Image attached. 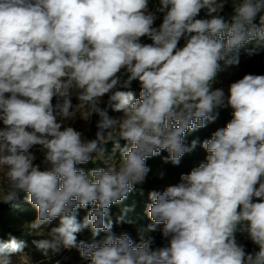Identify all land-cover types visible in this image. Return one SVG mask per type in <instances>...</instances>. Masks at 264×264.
<instances>
[{"label":"clouds","instance_id":"obj_1","mask_svg":"<svg viewBox=\"0 0 264 264\" xmlns=\"http://www.w3.org/2000/svg\"><path fill=\"white\" fill-rule=\"evenodd\" d=\"M228 3L159 0L153 11L149 0H0V202L25 193L32 232L58 221L32 241L45 257L75 248L90 264H264V75L246 74L227 93L213 87L241 49L264 52V0H231L226 18ZM225 108L231 121L201 144L206 162L148 193L140 243L117 236L110 206L145 182L146 159L166 151L178 165L197 146L185 133ZM82 109L91 113L82 119L98 117L94 139L69 124ZM108 142L118 159L105 156ZM95 160L105 166L77 167ZM80 209H90L82 222ZM129 211L116 223H133ZM160 225L167 244L153 248L145 234ZM85 229L91 240H78ZM25 247L0 239V264Z\"/></svg>","mask_w":264,"mask_h":264},{"label":"rangeland","instance_id":"obj_2","mask_svg":"<svg viewBox=\"0 0 264 264\" xmlns=\"http://www.w3.org/2000/svg\"><path fill=\"white\" fill-rule=\"evenodd\" d=\"M158 3L159 0H149L150 10L154 11ZM232 14H233V8H232L231 0H229V3L226 4L222 15L228 18ZM158 15L160 18L155 21V26L157 27L162 22V14H158ZM201 16H204L203 12H201ZM182 42L183 41H181V43ZM146 43H151V41L147 39ZM246 47H251V45H248ZM221 65L223 67V62H221ZM243 76L244 74L240 73L238 70L233 68V66H230L227 69L218 73L213 87L223 88L227 93L228 86L230 85V83L243 78ZM76 102L77 101L73 99V103L75 104ZM101 106L103 107L104 105ZM231 111H232L231 108L220 109L219 116L217 117V119L214 122H210V123L217 122L218 119L220 118V114H228ZM76 115L77 117L75 118L74 121H69L70 126H73L76 130L83 132L87 138L94 139L96 132L95 125L98 120V117L93 114L88 120L82 119L91 115V113L88 112L87 109H82ZM118 117L120 116H115L114 118H118ZM65 123H67V121H65ZM103 147L105 149L106 157L113 156L114 159L119 158V156L116 155L119 151H116L115 154L113 155V151L108 152L106 144ZM37 155H38V159L36 163H39L42 157H40L38 152ZM104 166L105 164L103 160H95L94 162L90 161L89 163L84 165H77L78 168H82L85 171H88L92 168L104 167ZM149 168H150V172L146 177L145 182L141 184L147 186L149 192L153 190L163 191L166 189V187L170 185H175L180 183V178L167 177L164 171L159 167L149 166ZM0 180H2V176H0ZM88 210L90 209L79 210L78 219L80 221L82 218H84L87 215ZM36 216H37V211L30 203L27 202L25 193H20L18 195V198L10 203L0 202V239L7 241L10 237H16L17 239H22L26 242V247L23 249V252L13 255L12 257L13 264H20L21 256L27 258L28 264H54L56 262L57 263L59 262V264L66 263L68 260L72 258V257H68L69 259H65L68 255L67 252L60 251L58 253V257L56 258L55 256H57V253L53 254L49 252L48 256L45 257L32 243L33 240L47 238V234L50 231V228L58 224V221H54L52 225H48L40 231L32 232L29 229L28 225L35 220ZM111 218L113 220V224L115 225V219L112 214H111ZM126 233L133 236L134 238H137V231L135 229L131 230L130 232L126 231ZM89 235H91L90 229H85L81 233L77 234V238L78 240H83V238L88 237ZM73 258H75L74 262L80 259L79 252L77 250L75 251Z\"/></svg>","mask_w":264,"mask_h":264},{"label":"trees","instance_id":"obj_3","mask_svg":"<svg viewBox=\"0 0 264 264\" xmlns=\"http://www.w3.org/2000/svg\"><path fill=\"white\" fill-rule=\"evenodd\" d=\"M180 45H183V42H180ZM240 73L246 74H256L264 75V52L259 54H254L248 56L243 49L240 51V63L238 66H233ZM134 92L135 96L138 98L140 87L138 82H133L131 89ZM107 97H105V100ZM109 115L111 117L122 116L120 112H114L109 109ZM232 119V111L228 114H220V118L215 123H209L206 127L202 129H197L195 131H187L185 133V143L190 144L193 140L197 141L196 148L190 152L186 153L180 160L178 165H174L170 160L166 158L169 156V153L162 151L158 156H154L146 159V163L150 167H159L169 178H180L182 174H188L190 171L198 167L201 162H206L207 152L201 147V144L204 140L209 139L212 134L219 128H223L230 122ZM124 142L121 141V145ZM108 152L113 150V144L108 142L106 144ZM116 155L120 156L118 152ZM117 156V157H118ZM149 189L145 185H137L135 190L128 195V197L121 203L110 206V214L114 216L115 225L113 226V232L118 236L121 233L130 232L135 229L137 231V238L131 236L135 243H140V235L138 234V229L146 228L152 221L146 214L147 205L151 203L148 198ZM124 208L130 209L128 212V218L133 221V223H116L117 217L121 214V210ZM84 218L81 219V222ZM162 225L157 226V231L146 233L145 238L151 236L154 238L153 248L163 247L167 244V238L162 236L160 229ZM105 235L101 233V237ZM88 237H91L89 235ZM99 238V237H98ZM236 238L239 243L245 246L246 251L251 252L258 250L256 246L247 238V235L244 233L237 232Z\"/></svg>","mask_w":264,"mask_h":264},{"label":"built area","instance_id":"obj_4","mask_svg":"<svg viewBox=\"0 0 264 264\" xmlns=\"http://www.w3.org/2000/svg\"><path fill=\"white\" fill-rule=\"evenodd\" d=\"M143 40V42H145L146 43V40H147V38H144V39H142ZM99 239V238H98ZM83 240H85V241H90L91 240V237H85V238H83ZM77 249H75V248H73V249H62L61 251L62 252H67L68 253V255H67V257L65 258V259H69L68 257H72L70 260H68L66 263H64V264H89L90 262L89 261H87V260H85L84 258H82L81 256H80V254H79V257H80V259L78 260V261H75L74 262V260H75V258H73V255L75 254V251H76ZM78 251V250H77ZM56 257H58V253H57V256H55V258ZM56 261V260H55ZM54 264H59V262L57 263H54Z\"/></svg>","mask_w":264,"mask_h":264}]
</instances>
